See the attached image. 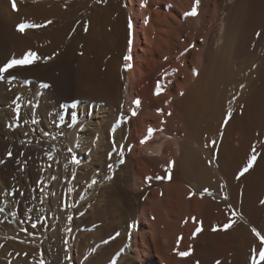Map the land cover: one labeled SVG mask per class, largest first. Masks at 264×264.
<instances>
[{
  "label": "bare ground",
  "instance_id": "obj_1",
  "mask_svg": "<svg viewBox=\"0 0 264 264\" xmlns=\"http://www.w3.org/2000/svg\"><path fill=\"white\" fill-rule=\"evenodd\" d=\"M75 1L77 7L70 0H34L28 7L19 2L11 17H23L20 22L32 21L37 27L25 34L0 32V41L8 40L21 51L33 39L34 51L44 60L45 65L35 63L30 69L15 71H37L53 80L26 77L52 86L28 89L31 93L25 94L30 105H24L23 114L31 120L29 125L23 120L26 126L14 131L8 126L13 116L5 110V102L16 93L4 95L5 86L0 84V144L4 149L11 146L17 155L26 150V157L33 155L39 162L45 161V148L53 156L55 151L62 177L76 178L74 184L64 185L72 193L76 183L94 174L92 180L100 172L103 182L89 190L92 198L79 200V207H92L81 222L101 223L98 241L112 239L117 229L122 232L87 264H105L117 252L116 264H253V249L258 264H264V243L252 231L255 228L264 237V0H200L196 17L184 16L192 10L194 0ZM145 2L147 6L141 7ZM74 24L75 34L67 43L64 31ZM128 55L131 70L125 69ZM158 83L164 88L159 96L155 94ZM63 90L79 96L75 110L79 122L59 129L52 112L59 110ZM137 99L139 108L134 104ZM37 104L39 107H33ZM229 110L232 117L225 126ZM149 128L157 131L147 143H141ZM58 133H63L62 139ZM213 140L215 145L210 143ZM69 148L80 159L79 166L71 162ZM253 154L256 162L237 179ZM34 162L24 170L22 165L14 169L9 163L0 167V211L11 212L10 225H0V245L4 246L0 258L10 248L18 253L24 250L11 239L5 248L4 232L8 229L20 237L21 214L11 193L14 184L21 186L23 175L29 179L32 173L35 181L43 177ZM107 164H113L110 174ZM45 178L42 194L38 197L31 192V202H43L38 207H60L62 189L55 193L58 183L51 175ZM131 182L142 215L136 228L130 225V217L135 216L128 199ZM48 191L52 192L50 198ZM70 196L64 206L69 229L60 226L56 208V219L38 222L27 238L32 247L25 250L34 255L40 252L44 262L80 264L88 237H76L77 224H81L76 215L81 211ZM105 210L115 217L109 225L118 227L113 233L106 226ZM189 249L190 256L178 255ZM7 263L0 259V264Z\"/></svg>",
  "mask_w": 264,
  "mask_h": 264
},
{
  "label": "rangeland",
  "instance_id": "obj_2",
  "mask_svg": "<svg viewBox=\"0 0 264 264\" xmlns=\"http://www.w3.org/2000/svg\"><path fill=\"white\" fill-rule=\"evenodd\" d=\"M3 1H5V3L3 2ZM70 1H74L73 3H71L72 5H75V0H70ZM15 2H16V5H17V8L14 10L13 9V7H12V0H0V32H3V34H5V33H12V32H15V33H17V32H19V33H21L20 31H18V26L20 25V24H22V23H24V24H33V22L32 21H23V22H20V21H22V20H24L25 18H21V17H18V18H12L11 16H12V13L14 12V13H17V9H18V6H19V2H21V3H27V5L26 4H23V6L24 7H28V6H31V5H33L34 4V0H15ZM33 2V3H32ZM8 3H10V4H8ZM70 3V2H69ZM8 4V5H7ZM11 6V7H10ZM76 7L78 6V4L76 3V5H75ZM12 18V19H11ZM16 19H18L17 20V22H15L14 20H16ZM13 20V21H12ZM19 23V24H18ZM58 24H60L59 22H58ZM71 28V30H69L68 28ZM68 28H66L65 30H67L68 32H69V34H68V32L67 31H64L65 33H64V36H65V39L66 40H64V41H66L67 43H69L72 39L70 38L69 39V37H71L72 36V33H74L73 31H75L76 29V25L74 24V26H72L71 27V25L69 26ZM74 28V29H73ZM27 31H34V28H27L22 34H25ZM72 31V32H71ZM75 34V33H74ZM6 35V34H5ZM8 38H9V36H8ZM11 38H9V40H10ZM28 39H29V37H28ZM68 40V41H67ZM8 41V40H7ZM5 42L4 40H3V42H2V40L0 41V63H1V66L0 67H3L7 62H9L12 58H18V59H20V58H23L24 56H25V54L27 53V52H29V51H32V52H35L34 51V49H36V46L34 45V43H33V39H29L28 40V42H30L31 41V43L30 44H28L30 47L28 48V49H26L25 51H21V50H18L17 49V47L15 48V46L13 45V43H12V45H10V41H9V43L8 42ZM5 42V43H4ZM25 42H27V41H25ZM15 44H16V42H15ZM18 44H16V46H17ZM7 46V47H6ZM10 46V47H9ZM5 48V49H4ZM8 48V49H7ZM10 48V49H9ZM7 49V50H6ZM13 50V51H12ZM13 52V53H12ZM36 53V52H35ZM11 58V59H10ZM35 63H37V64H39V65H45V64H43L44 63V60L43 59H39V61H36ZM35 63H33L32 65H30V66H25V67H16V68H14V69H12V70H10L8 73H5L4 74V80L3 81H0V84H3L5 87L3 88V94L4 95H6V96H8V94L10 95V94H13V92L14 93H16L12 98L10 97V99H7L6 100V105H5V110L6 111H10L11 112V114H12V123L9 121V124H8V126L9 125H11V128L13 129V131L14 130H17V128L19 129V128H22V127H24V126H26L25 125V123L27 122V124L29 125V123H30V118L28 117V115H26L25 113L23 114V107H24V105L26 106H28L29 107V105H30V100H27L26 99V97H27V95L29 94V93H31V90H28V89H30V87H38L39 85H42V84H48V85H50V87H48V88H44L45 90H48V89H50L51 88V86H52V83L50 82H46V81H37V79L36 78H45V79H49L50 81L52 80L51 78H46V77H43V76H40V74H39V72H37V71H31V70H17V71H15V69H30V68H32L34 65H35ZM32 72V73H31ZM170 74V73H169ZM15 76L16 77V79L15 80H13V81H11V82H9V78L11 77V76ZM29 75H31V76H34V77H36V78H26L27 76H29ZM40 76V77H39ZM53 81V80H52ZM17 86H16V85ZM19 89H22V90H24V91H22L21 93H20V90ZM17 91V92H16ZM124 91V83H123V87L121 88V92H123ZM19 92V94H17ZM27 95H26V94ZM77 97H79L78 95H75L74 93H67L66 91H65V93H64V90H63V92H62V95L60 96V98L58 99V100H60V101H62L61 103H60V106H59V110L58 109H56V111L58 112V114H57V112L55 113V111H53L52 112V114L56 117V119H58L59 120V124H61V122H60V117L61 116H63V125L62 126H60V125H58V127H59V129L60 128H66V127H69V125H70V128L73 126V125H76L75 124V122L76 121H74V120H72V110L71 109H69L70 108V105L72 104V102L73 101H80L79 99H76ZM19 98V99H18ZM76 99V100H75ZM27 100V101H26ZM68 105L69 106V108H65L64 107V105ZM17 108L19 109V119H17ZM15 110V111H14ZM62 110V111H61ZM64 110V111H63ZM64 112V113H63ZM26 116V117H25ZM28 117V118H27ZM15 118V119H14ZM25 119L27 120L26 122H25ZM18 120V121H17ZM23 120H24V122H23ZM8 122V121H7ZM15 122V123H14ZM68 122V123H67ZM16 123H17V125H16ZM23 123V124H22ZM70 123V124H69ZM73 123V124H72ZM22 124V125H21ZM15 125V126H14ZM66 125V126H65ZM0 126H1V124H0ZM12 126H14V127H12ZM17 126V127H16ZM56 126V125H55ZM62 130V129H61ZM60 133H58L57 134V137L58 138H61L62 137V135L60 134ZM59 135V136H58ZM63 138V137H62ZM61 138V139H62ZM46 150V151H45ZM49 149H47V148H45L44 149V151H45V153H43L44 154V157H45V161H40L41 162V164H40V162H39V160L38 161H36V159L34 158V156L32 155H29V157H26L28 154H27V151L26 150H22V152H20V154L19 155H17V153L13 150V148L11 147V146H8V147H6L5 149H4V146H2L1 144H0V167H4L6 164H10L11 166H12V164H13V166H14V169H17L18 167H19V165H22L23 166V169L22 170H24V167L26 168V167H28L29 166V163L30 162H33V161H35L34 163H36L37 162V164H36V166L38 167V169H41V170H39V171H42L40 174H41V176L43 175V177H38L39 179L37 180V181H35L37 178H33V176H32V173H31V175H30V177H28L29 179H26V177H25V175H23L22 177H21V181H22V184H21V186L20 185H17V184H14L15 186H14V188L12 189V193H11V197L12 198H15L16 199V202H18L17 203V207H16V209L18 210V212H19V215L21 216V222H20V227L22 228V230H21V234H20V237L18 236V235H15V234H12L11 232H9L8 231V229L7 230H5V232H4V234H5V236H4V238L6 239V241H5V248L8 246L7 244H8V242L7 241H10V239H11V243H12V241L13 242H16V243H18V244H21L24 248V250L23 251H20L19 253L16 251V249L15 248H10L7 252H6V258L5 257H3V258H0V259H2V261H3V263H5L6 261L8 262L7 264H52V262L53 261H48V262H44L43 260H42V257H41V254H40V252H36V256L34 255V253H31L30 254V251H28V250H25V249H27V247L28 248H30V247H32V245L31 244H29V242H28V239L27 238H29V237H31V234H34V231L37 229V226H38V222H43V220H46V219H49V220H52V219H56L55 217V212H54V210L57 208L58 210L57 211H59V214H58V218H60V226L61 227H63L64 225H65V228H67V229H69L68 228V225H66V224H68V220L66 221V219H67V212H65L66 211V207H64L65 205H66V202H67V195L69 194V196L70 195H72V196H70V198L72 199V201L76 204L75 206V208H80V211L81 212H79V214L78 215H76L77 217V220L78 221H80L81 222V220H82V218H83V220H84V217L85 216H87L88 214H89V212L91 211L90 209L92 208V207H89V205L87 204L86 205V207H79V200H80V198L81 197H83L84 198V200L86 199V201L88 200V199H90V198H92V196H90V194L93 192H91V193H89V190H93V188L92 187H94V186H92V187H88V185L91 183V180H90V177H91V175H94V174H91V175H89L85 180H83V182L81 183V184H75V189L73 190V193L70 191H67L65 188V184H68V183H73L74 184V182H75V179H73V177L71 176L70 178L68 177L67 179L66 178H64V177H62V170L61 169H59V167H60V165H61V161L57 158V154H55V151H53L54 152V156L51 154H48V152L50 151H48ZM25 152V153H24ZM53 152H50V153H53ZM8 153H11V156H9L8 155ZM23 154V155H22ZM27 154V155H26ZM56 155V156H55ZM17 156H19V157H17ZM49 156L50 157H52L51 158V161H50V158H49ZM47 157V158H46ZM55 157V158H54ZM29 158V159H28ZM32 158H34V159H32ZM49 158V159H48ZM33 160V161H32ZM58 160V161H57ZM12 161V162H11ZM50 161V162H49ZM14 162V163H13ZM45 162H46V164H45ZM47 162H49V163H47ZM54 162V163H53ZM56 162V163H55ZM58 162V163H57ZM6 163V164H5ZM25 163H27V164H25ZM50 163H52V164H50ZM24 164H25V166H24ZM59 164V165H58ZM9 165V166H10ZM46 165H47V167H46ZM49 165H52L51 167H49ZM55 165V166H54ZM113 165V164H112ZM17 166V167H16ZM57 166V168L55 169V167ZM59 166V167H58ZM45 167V168H44ZM51 168V169H50ZM113 168V167H112ZM49 171H48V170ZM56 170V171H55ZM112 170V169H111ZM110 169H109V167H108V164H107V166H106V172L107 173H109L110 174V171H111ZM50 171H52V172H50ZM55 171V172H54ZM60 171V172H59ZM48 172V173H47ZM116 172H118V170L116 171ZM46 173V174H45ZM50 173V174H49ZM53 173V174H52ZM114 173H112V175H113ZM45 175V176H44ZM47 175H51V179H52V177L53 176H55L56 177V179H52L53 181H55V182H57L58 183V185H57V189H56V191H55V193L56 192H58L59 190H61V191H59L61 194H62V201H60V207H56L55 209H54V207H38L37 205H38V203H40L39 205H41V204H43V202L41 203V201H37V203H33V201L31 202V198H30V196H31V192H33V193H35L36 195H38V197L40 196V194H42V188H43V184H44V181H45V177L47 176ZM61 175V176H60ZM100 175V172L99 173H97V175H96V177H95V179L97 180V184L96 185H99L100 183H102L103 182V180H102V178L100 179V177L102 176H99ZM93 177V176H92ZM113 177H115L114 175H113ZM112 177V178H113ZM25 178V179H24ZM72 178V179H71ZM97 178H99V179H97ZM111 177H110V179H112ZM31 179H34L33 180V182L34 183H36V186H35V184L31 181ZM28 180H30V181H28ZM42 180V181H41ZM52 180H51V184H52ZM65 180H67V181H65ZM69 180V181H68ZM98 180H100V181H98ZM102 180V181H101ZM29 183H28V182ZM62 181H64V182H62ZM113 181V180H112ZM112 181H110V182H112ZM24 182H25V184H24ZM42 182V183H41ZM118 182H121L120 180L118 181ZM27 183V184H26ZM38 183V184H37ZM30 184V185H29ZM60 184H61V186H60ZM63 184V185H62ZM17 185V186H16ZM24 185V186H23ZM40 185V186H39ZM53 185V184H52ZM131 187L129 188V192H128V199H129V202H131V204L133 205V211L134 212H132V214L133 215H135L133 218L132 217H130V219H133V221H131L132 222V224H131V222H130V225L131 226H134L135 228L138 226V225H136V224H140L141 223V217H142V215H140V211H141V206H139L138 205V197H137V195H136V193H135V191H136V189L134 188V185H133V182H131ZM19 186H20V188H19ZM27 186V187H26ZM31 186V187H30ZM34 186V187H33ZM17 187H18V189H17ZM40 187V188H39ZM79 187V188H78ZM23 188V189H22ZM32 188H33V190H32ZM37 188V189H36ZM39 188V189H38ZM86 188H87V190H86ZM132 188V189H131ZM17 189V190H16ZM22 189V191H23V193H22V191H20ZM25 189H26V191H25ZM35 189V190H34ZM41 189V190H40ZM16 190V191H15ZM28 190V191H27ZM37 190H38V192H37ZM138 190V189H137ZM30 191V192H29ZM77 191V192H76ZM79 191H81V192H79ZM88 191V192H87ZM138 191H140V190H138ZM65 192V193H64ZM86 194H85V193ZM47 193H49V196H48V198H50L51 196H52V192H47ZM68 193V194H67ZM80 193H83V194H80ZM134 193V194H133ZM19 194V195H18ZM28 194V195H27ZM51 194V195H50ZM26 195V196H25ZM66 195V196H65ZM28 196V197H27ZM135 196V197H134ZM21 197V198H20ZM23 197V198H22ZM89 197V198H88ZM65 198V199H64ZM23 199V200H22ZM75 199V200H74ZM37 200H40V198H37ZM78 200V201H77ZM83 200V201H84ZM125 200H127V199H125ZM132 200V201H131ZM66 201V202H65ZM85 201V202H86ZM64 202V203H63ZM78 204H77V203ZM16 204V203H15ZM25 204V205H24ZM32 204V205H31ZM35 204V205H34ZM37 204V205H36ZM34 206H36V207H34ZM25 208H26V210L28 211V213H27V211L25 210ZM103 208H106V207H103ZM31 210V211H30ZM90 210V211H89ZM106 211V210H105ZM110 210H108V212H109ZM107 211L106 212H104L106 215H105V220H106V226H108L109 227V229H111V231H109L108 232V235H110V232L111 233H113V231L114 230H116L118 227L116 226H113L114 228H112V227H110L111 225H110V221H112L115 217H114V215H112L113 213L112 212H109L108 213ZM127 212V211H126ZM27 213V214H26ZM50 213H51V215H50ZM64 213V214H63ZM81 213H83V215H81ZM103 213V214H104ZM111 213V214H110ZM135 213V214H134ZM11 215V212H10V210H9V212L8 213H2L1 214V211H0V225H5V224H7V225H10V223H11V217H10V215ZM109 214V215H108ZM7 215V216H6ZM25 215H27V216H25ZM125 216H127V214L125 215ZM2 217V218H1ZM30 217V218H29ZM54 217V218H53ZM63 217V218H62ZM66 217V218H65ZM113 217V218H112ZM86 218V217H85ZM135 218V219H134ZM137 218V219H136ZM61 219H63V220H61ZM69 220H70V218H68ZM74 219V218H73ZM112 219V220H111ZM140 221H139V220ZM24 220V221H23ZM26 220V221H25ZM135 220H138V221H136L135 222ZM30 221V222H29ZM32 222V223H31ZM138 222V223H137ZM21 223H23V224H21ZM65 223V224H64ZM103 223V222H102ZM136 223V224H135ZM33 224H36V227H33L32 225ZM134 224V225H133ZM100 225H101V223L100 222H97V223H95L94 225L92 224V225H88L87 224V222L86 223H82L81 222V224L79 223V224H77V226L78 227H76V237L78 238L79 237V234H80V236H84V234L88 237L85 241H84V249L82 250V252H80V256H81V259L79 260L80 261V264H87V262H88V260L92 257V256H94V255H96L97 254V252L101 249V248H103V246H105V245H107L110 241H112V240H114L116 237V235H117V237L121 234V232H122V230L121 229H117L115 232L116 233H114L110 238H112V239H109L108 241H98L100 238H97L98 236L100 237V235H97V231L99 230V228H100ZM110 225V226H109ZM129 225V226H130ZM80 226V227H79ZM60 227V228H61ZM94 227V228H93ZM35 228V229H34ZM60 228L58 227V229L60 230ZM74 228V227H73ZM116 228V229H115ZM23 229H25L26 231H24ZM62 229V228H61ZM67 229L65 230V231H67ZM109 229H106V230H109ZM114 229V230H113ZM28 230V231H27ZM71 230H72V228H71ZM75 230V229H74ZM78 230V231H77ZM119 230V231H118ZM23 231V232H22ZM64 231V230H63ZM64 231V232H65ZM6 233H8V234H6ZM95 233V236L94 237H92L90 234H94ZM119 233V234H118ZM26 234V235H25ZM82 234V235H81ZM30 235V236H29ZM89 235V236H88ZM104 235H107V234H105L104 233ZM107 235V236H108ZM8 236H11V237H14V236H16L15 238H11V237H8ZM26 237V238H25ZM96 238V239H95ZM114 238V239H113ZM4 239V240H5ZM18 239H20V240H18ZM98 241V242H97ZM86 242V243H85ZM90 242V243H89ZM105 242V243H104ZM93 243V244H92ZM34 244V243H33ZM90 246V247H89ZM86 247V248H85ZM36 248V247H35ZM124 248V247H123ZM122 248V249H123ZM4 249V246H3V244L2 245H0V252L2 251ZM15 249V250H14ZM118 253V252H117ZM117 253H114V254H112L111 256L112 257H110L109 258V260L105 263V264H116V259H115V256L117 255ZM33 256V257H32ZM6 259H8V260H6ZM5 260V261H4ZM67 261H68V259L66 260V258H65V261L64 262H66L67 263ZM117 261H119V260H117ZM137 261H138V258H137ZM63 262V263H64ZM114 262V263H113ZM65 264V263H64ZM132 264H134V263H132ZM137 264H142V262H137ZM145 264V263H144Z\"/></svg>",
  "mask_w": 264,
  "mask_h": 264
},
{
  "label": "snow or ice",
  "instance_id": "obj_3",
  "mask_svg": "<svg viewBox=\"0 0 264 264\" xmlns=\"http://www.w3.org/2000/svg\"><path fill=\"white\" fill-rule=\"evenodd\" d=\"M146 6H147L146 5V2L141 4V7H146ZM199 6H200V0H194V6H193L192 10L189 11V12L184 13V16L185 17H196V16H198L199 15V12H198ZM12 7H13L14 10L17 8V5H16L15 0H12ZM49 23H51V21H49ZM145 23H147V20L145 21ZM35 27H37V25H35V24H24V23H22V24H20L18 26V31H20L21 33H23L27 28H35ZM129 27L130 28L132 27L131 22L129 23ZM85 31H87V29H85ZM257 36H259V33H257ZM130 44H131V42H130ZM191 47L194 48L195 45H191ZM129 51H130V48H129ZM38 59H40V57L38 56V54L35 53V52H32V51L27 52L23 58H20V59L15 58V57L12 58L3 67H0V81H3L4 80V74L5 73H8L10 70H12V69H14L16 67L30 66L33 63H35ZM125 61H126V63H125V69L126 70H131V64H130L131 56L130 55L126 56L125 57ZM15 79H16V77L13 75V76H11L9 78V82H11V81H13ZM41 87L48 88V87H50V85H48V84H42ZM163 92H164V88L158 83L157 86H156V93L155 94L157 96H159ZM134 104H135L136 108H139L140 105H141V101L139 99H137V100L134 101ZM79 105H80V101H73L72 104L70 105V109L73 110L72 111V120L77 121V123L79 122V118H78V113L75 110H77L79 108ZM33 107H39V105L38 104L37 105H33ZM64 107L66 109L69 108L68 105H64ZM16 111H17V119H19V109L17 108ZM132 115L133 116L137 115V112L135 111V109L133 110ZM168 115H171V113H168ZM231 117H232V112H231V110H229L227 112L226 119L224 121V125L225 126L227 125L228 120H230ZM59 119H60V122H61L60 126H62L63 125V119H64L63 116H61ZM34 122L35 123H39V121H34ZM55 122L56 121H53V123H55ZM9 127H11V125H9ZM155 131H157V130L156 129H153V128H149L148 129V132H147V136L145 137L144 140L141 141V143H147L148 140L152 139L153 134H154ZM159 131H163V129H159ZM113 132H115V129H113ZM61 134H63V133H61ZM45 135H47V133H45ZM221 136H222V133H221ZM210 143L212 145H215L216 144V141L213 140V141H210ZM113 144L115 146V140H113ZM76 147L78 148L79 147V144H77ZM68 151L70 153H73L72 156H71V162L73 164L79 166L81 164V161L77 157V155L73 152V149L72 148H69ZM253 153H255V149H253ZM8 155L11 156V153H8ZM121 155H122V152H121ZM49 158L51 159L52 157H49ZM109 159H111V156H109ZM256 159H257V156L255 154H253L251 156V158H250L247 166L244 167L240 171L239 175L237 176V179H239L240 176H243L246 172L249 171V169L256 162ZM120 163L123 164L124 163V160L121 159L120 160ZM209 163H211V161H209ZM173 164H174V162H173ZM49 167H51V165H49ZM108 167H109V169H112L113 165L112 164H109ZM167 171L169 172V176L167 178L170 179L171 178V167L169 169H167ZM52 179H56V177L53 176ZM73 179H75L74 176H73ZM148 179H151V178L149 177ZM157 179H163V177H157ZM96 184H97V180L95 178H93L91 180V183L88 186L89 187H92V186H94ZM205 191H208V190L205 189ZM194 194L195 193H193V195ZM225 199H227V196H225ZM0 210H2V209H0ZM81 215H83V213H81ZM232 215L235 216L236 213L233 212ZM32 226L33 227H36V224H33ZM231 226H232L231 223L228 224V225H226L225 226V230H227V228H230ZM213 230L215 231L216 229H213ZM200 231H201V229L200 228H197L196 232L199 233ZM252 231L258 237H260L262 243H264V237H261V234L255 228H253ZM65 243H67V242L65 241ZM253 253H254V255H253V264H258V262L255 259V249H253ZM191 254H192L191 249H189L188 251H183V252H179L178 253V255L180 257H183V258H186V257L190 256ZM261 255H262V257H264V250L261 251ZM217 264H219V261H217Z\"/></svg>",
  "mask_w": 264,
  "mask_h": 264
}]
</instances>
